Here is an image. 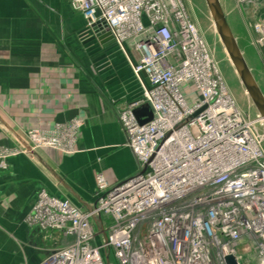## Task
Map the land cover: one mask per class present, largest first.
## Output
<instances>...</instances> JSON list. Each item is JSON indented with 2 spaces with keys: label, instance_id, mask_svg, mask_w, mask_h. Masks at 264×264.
Returning <instances> with one entry per match:
<instances>
[{
  "label": "built area",
  "instance_id": "built-area-1",
  "mask_svg": "<svg viewBox=\"0 0 264 264\" xmlns=\"http://www.w3.org/2000/svg\"><path fill=\"white\" fill-rule=\"evenodd\" d=\"M236 3L264 49V0ZM71 6L85 19L80 38L111 36L141 87L118 114L136 169L115 182L99 172L88 206L41 189L26 217L47 241L37 264H227L231 253L243 264L241 244L264 264L263 119L237 103L186 0ZM143 105L153 117L141 124ZM83 123L29 130L0 147V166L39 148L73 153Z\"/></svg>",
  "mask_w": 264,
  "mask_h": 264
},
{
  "label": "crops",
  "instance_id": "crops-1",
  "mask_svg": "<svg viewBox=\"0 0 264 264\" xmlns=\"http://www.w3.org/2000/svg\"><path fill=\"white\" fill-rule=\"evenodd\" d=\"M84 28L71 0H0V147L15 148L31 129L85 123L75 154L44 148L0 166V264H37L45 254L44 235L26 222L41 189L88 206L100 171L115 182L136 169L118 114L141 87L117 45L81 39ZM113 150L131 160L106 165Z\"/></svg>",
  "mask_w": 264,
  "mask_h": 264
},
{
  "label": "rangeland",
  "instance_id": "rangeland-1",
  "mask_svg": "<svg viewBox=\"0 0 264 264\" xmlns=\"http://www.w3.org/2000/svg\"><path fill=\"white\" fill-rule=\"evenodd\" d=\"M186 2L192 17L194 18L196 24L200 29V32L202 33L208 44L212 56L218 63L220 70L224 75V78L227 82L230 92L232 93L237 103L244 111L249 112L252 116H256V114H258V111L254 106V104L252 103V100L246 93L245 88L242 82L240 81V78L238 77L236 70L227 54V51L223 43L221 42V39L217 31L215 30V25L205 0H186ZM221 3L227 15L228 21L233 29V32L236 38L238 39L240 47L242 48V51L244 52V55L248 61V64L252 69V72L257 82L259 83L260 87L264 92V49L255 43V34L252 28L250 27V20L252 19V17L249 14H247L243 8L237 5L236 0H221ZM74 50H76V48ZM70 122L58 123V124L67 125L70 124ZM262 123L264 124V122ZM84 124L85 123H83L81 128H79L78 131L76 132V136L78 138L80 136ZM260 128L262 129L261 131L263 132L264 127L260 126ZM78 138L74 143V147H73L74 152L66 155H72L79 151ZM42 149L44 148H39V150ZM108 155L111 156L110 159H108L106 154L104 157L105 158L104 163H106V165L112 163L111 158H113L114 156H116V158L117 156L118 157L121 156L122 159L125 161L131 160L130 156L125 151L119 153L118 151L113 150V152L108 153ZM30 157L34 159L33 154H30ZM244 247L245 244H241L238 246V250L242 254V259H241L242 263L254 264L253 261L255 258V254L246 253Z\"/></svg>",
  "mask_w": 264,
  "mask_h": 264
},
{
  "label": "water",
  "instance_id": "water-1",
  "mask_svg": "<svg viewBox=\"0 0 264 264\" xmlns=\"http://www.w3.org/2000/svg\"><path fill=\"white\" fill-rule=\"evenodd\" d=\"M205 2L213 19L219 37L230 57L232 64L236 68L237 74L245 88L246 93L256 107L259 116L264 120V92L257 82L252 69L250 68L248 61L244 55V52L240 47L238 39L236 38L233 29L228 21L221 0H205ZM107 36H110V32L108 31L100 35V39H104ZM109 39L110 42H113L114 40L111 36L109 37ZM142 112L146 113L147 118L145 120H140L141 124L146 123L152 119L153 114L150 111L148 105H143L134 110V113L137 117H140ZM225 259L227 261V264H239L236 257L232 255V253L226 255Z\"/></svg>",
  "mask_w": 264,
  "mask_h": 264
},
{
  "label": "bare ground",
  "instance_id": "bare-ground-1",
  "mask_svg": "<svg viewBox=\"0 0 264 264\" xmlns=\"http://www.w3.org/2000/svg\"><path fill=\"white\" fill-rule=\"evenodd\" d=\"M215 30H216V28H215ZM217 31V30H216ZM218 33V32H217ZM219 35V34H218ZM222 42V41H221ZM228 54V53H227ZM229 56V55H228ZM230 58V57H229ZM234 66V65H233ZM234 68H235V66H234ZM235 70H236V68H235ZM236 73H237V71H236ZM238 75V74H237ZM239 77V76H238ZM241 81V80H240ZM261 122H264V120H261Z\"/></svg>",
  "mask_w": 264,
  "mask_h": 264
}]
</instances>
